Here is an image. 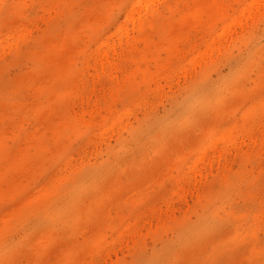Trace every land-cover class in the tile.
<instances>
[{"label":"rangeland","instance_id":"obj_1","mask_svg":"<svg viewBox=\"0 0 264 264\" xmlns=\"http://www.w3.org/2000/svg\"><path fill=\"white\" fill-rule=\"evenodd\" d=\"M0 264H264V0H0Z\"/></svg>","mask_w":264,"mask_h":264},{"label":"bare ground","instance_id":"obj_2","mask_svg":"<svg viewBox=\"0 0 264 264\" xmlns=\"http://www.w3.org/2000/svg\"><path fill=\"white\" fill-rule=\"evenodd\" d=\"M137 1V0H136ZM138 3V2H137ZM192 166V165H191ZM191 170H192V168H191Z\"/></svg>","mask_w":264,"mask_h":264}]
</instances>
